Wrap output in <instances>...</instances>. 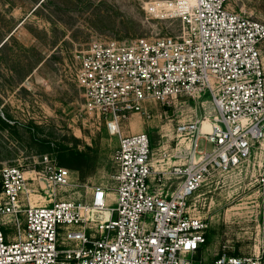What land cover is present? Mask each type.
I'll return each instance as SVG.
<instances>
[{"label":"built area","instance_id":"built-area-1","mask_svg":"<svg viewBox=\"0 0 264 264\" xmlns=\"http://www.w3.org/2000/svg\"><path fill=\"white\" fill-rule=\"evenodd\" d=\"M165 8L181 18L180 35L95 40L76 55L85 110L118 137L116 186L93 185L85 201H63L60 187L81 184L51 154L41 156L39 167L3 165L0 264H194L208 224L189 198L205 180L249 162L257 141L263 153L257 181L264 187V23L229 0H180ZM205 91L215 123L179 122L175 145H163L157 158L148 133L122 130L132 114L151 118L147 100L174 106L180 96L197 99ZM175 176L181 179L171 191L149 185L150 178L162 184ZM111 189L117 203L109 207ZM72 225L62 239L63 227ZM212 264H264V248L224 252Z\"/></svg>","mask_w":264,"mask_h":264},{"label":"rangeland","instance_id":"rangeland-1","mask_svg":"<svg viewBox=\"0 0 264 264\" xmlns=\"http://www.w3.org/2000/svg\"><path fill=\"white\" fill-rule=\"evenodd\" d=\"M179 1L0 0V168L39 167L41 156L50 152L46 140L79 148L91 145L99 149L95 170L82 176L71 169L81 185L60 187L58 200L82 202L93 185L116 186L111 175L117 169L118 137L109 135L97 116L85 110L76 55L95 40L129 43L180 35L181 18L173 8H165ZM159 4L164 6L152 9ZM229 5L264 23V0H229ZM261 52L264 63V42ZM143 107L151 118L135 113L123 119L121 127L125 134L148 133L156 158L163 145H175L179 122L201 118L204 124L215 123L208 91L197 99L180 96L174 106L151 99ZM252 142L249 162L213 173L189 198L190 209L208 224V241L194 264H212L224 252L249 254L264 248V187L257 181L263 153L259 142ZM179 179L157 184L150 178L149 185L171 191ZM109 192L107 206H115L116 192ZM74 228L63 227L62 239Z\"/></svg>","mask_w":264,"mask_h":264},{"label":"trees","instance_id":"trees-1","mask_svg":"<svg viewBox=\"0 0 264 264\" xmlns=\"http://www.w3.org/2000/svg\"><path fill=\"white\" fill-rule=\"evenodd\" d=\"M2 121L6 124L4 120ZM45 144L50 149L48 153L56 158L59 165L75 169L82 176H90L96 168L98 148L91 145L79 148L77 145H69L63 142L53 143L50 140H46ZM206 236H208L207 233Z\"/></svg>","mask_w":264,"mask_h":264},{"label":"bare ground","instance_id":"bare-ground-1","mask_svg":"<svg viewBox=\"0 0 264 264\" xmlns=\"http://www.w3.org/2000/svg\"><path fill=\"white\" fill-rule=\"evenodd\" d=\"M205 126L207 127V126H209V124L208 123H205Z\"/></svg>","mask_w":264,"mask_h":264}]
</instances>
